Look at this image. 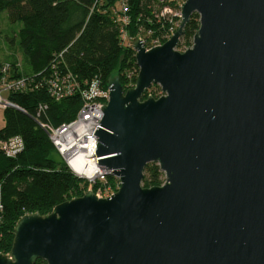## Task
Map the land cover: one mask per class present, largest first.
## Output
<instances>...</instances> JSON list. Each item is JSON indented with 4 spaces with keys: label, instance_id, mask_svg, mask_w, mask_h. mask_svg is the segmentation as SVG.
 <instances>
[{
    "label": "water",
    "instance_id": "water-1",
    "mask_svg": "<svg viewBox=\"0 0 264 264\" xmlns=\"http://www.w3.org/2000/svg\"><path fill=\"white\" fill-rule=\"evenodd\" d=\"M131 47L135 82L107 78L94 132L118 189L23 215L0 264H264V0H185L163 44ZM150 162L163 183L143 187Z\"/></svg>",
    "mask_w": 264,
    "mask_h": 264
},
{
    "label": "trees",
    "instance_id": "trees-1",
    "mask_svg": "<svg viewBox=\"0 0 264 264\" xmlns=\"http://www.w3.org/2000/svg\"><path fill=\"white\" fill-rule=\"evenodd\" d=\"M123 2L127 6L125 25L118 15L119 0H0V13H7L9 23L21 24L16 35L27 66L20 71L16 63H8L9 79L26 80L23 89L7 94L18 109H2L0 143L19 137L23 146L14 157L6 156L0 148L2 254L11 249L13 229L20 217L46 215L55 205L83 195L90 186L62 161L53 159L52 154L57 153L39 123L58 126L71 121L82 104L80 91L94 80L105 85L107 78L116 74L125 88L135 82V52L124 43L121 29L131 41L140 31L147 34L144 45L148 47L151 39L165 42L164 36L177 28L159 15L163 4L158 0ZM198 27L199 17L193 13L177 47H190ZM2 66L0 63V69ZM67 75L77 87L71 95L56 99L50 91L51 81ZM163 177L158 165L150 162L143 169L142 186L161 185ZM112 180L116 181L109 176L108 182ZM97 187L98 183L92 185V191ZM34 264L46 263L38 259Z\"/></svg>",
    "mask_w": 264,
    "mask_h": 264
},
{
    "label": "built area",
    "instance_id": "built-area-1",
    "mask_svg": "<svg viewBox=\"0 0 264 264\" xmlns=\"http://www.w3.org/2000/svg\"><path fill=\"white\" fill-rule=\"evenodd\" d=\"M120 1V20L123 25L128 23L127 6L123 0ZM162 5L159 15L168 18L172 27H177L180 21V6L185 0H158ZM172 28H170V32ZM122 38L126 37L125 31L121 29ZM164 36V39H168ZM143 42V41H142ZM159 38L151 39L148 47L163 44ZM144 45V43H143ZM9 64H4L0 69V110L5 108L18 107L9 101L7 94L11 91L23 89L25 86V78L9 79ZM76 84L70 75L62 79H54L51 81V94L60 99L64 96L71 95ZM109 89L107 85L101 84L99 81H92L85 89L80 91L82 99L81 107L76 116L69 122L62 123L58 126H51L46 123H39L40 127L46 132L55 152L67 168L77 177L86 180L90 186L98 183V187L93 193L98 198H105L112 195L119 187V180L111 174L104 166L97 164L95 148L97 137L94 135L95 130L100 126L102 118L101 106L108 101ZM41 110V107L39 108ZM0 148L8 157H14L19 153L23 146L19 137H12L0 143ZM89 165L95 167V172L87 176L84 172ZM113 176L116 181L109 184L108 177Z\"/></svg>",
    "mask_w": 264,
    "mask_h": 264
},
{
    "label": "rangeland",
    "instance_id": "rangeland-1",
    "mask_svg": "<svg viewBox=\"0 0 264 264\" xmlns=\"http://www.w3.org/2000/svg\"><path fill=\"white\" fill-rule=\"evenodd\" d=\"M20 25L21 24L19 22L14 23V24L9 23L8 18H7V13L5 11L0 13V63H2L4 65V64L14 62L18 65L20 71H25L27 69L26 61H25L24 54H23V52L19 46L18 38L16 35L17 30L19 29ZM178 25H179V23H178ZM134 38H138L141 41H143L142 43H144V41H146L145 39H147V34L142 33L140 31L139 36H136ZM124 43L131 45V40H129V38H127V36H126V37H124ZM176 50L182 52L185 49L176 47ZM131 86H129V87H131ZM129 87H127V88H129ZM148 90L149 91L147 93V97L149 95V96L155 98V96L159 97L160 95H162L161 90H160L159 86H157V85H151V87ZM142 99H145V98L142 97ZM3 125H4V119H3V115H2V110H0V128ZM52 157L54 160H56L58 162L61 161L60 157L55 153L52 154ZM163 179H164V177H163ZM114 181L115 180L109 181V184L115 183ZM89 189H91V187L90 188L88 187V190Z\"/></svg>",
    "mask_w": 264,
    "mask_h": 264
},
{
    "label": "bare ground",
    "instance_id": "bare-ground-1",
    "mask_svg": "<svg viewBox=\"0 0 264 264\" xmlns=\"http://www.w3.org/2000/svg\"><path fill=\"white\" fill-rule=\"evenodd\" d=\"M95 172V167L93 165H89L87 170L84 172L85 175L90 176Z\"/></svg>",
    "mask_w": 264,
    "mask_h": 264
}]
</instances>
